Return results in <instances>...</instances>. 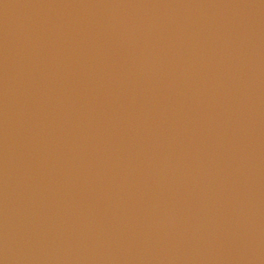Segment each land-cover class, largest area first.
I'll return each instance as SVG.
<instances>
[{
  "label": "water",
  "instance_id": "water-1",
  "mask_svg": "<svg viewBox=\"0 0 264 264\" xmlns=\"http://www.w3.org/2000/svg\"><path fill=\"white\" fill-rule=\"evenodd\" d=\"M0 264H264V0H0Z\"/></svg>",
  "mask_w": 264,
  "mask_h": 264
}]
</instances>
